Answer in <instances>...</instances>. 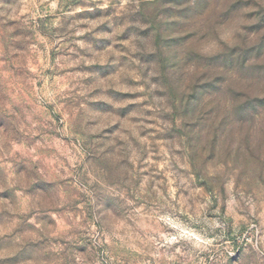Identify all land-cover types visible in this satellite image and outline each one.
Segmentation results:
<instances>
[{"label":"rangeland","instance_id":"rangeland-1","mask_svg":"<svg viewBox=\"0 0 264 264\" xmlns=\"http://www.w3.org/2000/svg\"><path fill=\"white\" fill-rule=\"evenodd\" d=\"M0 264H264V0H0Z\"/></svg>","mask_w":264,"mask_h":264}]
</instances>
